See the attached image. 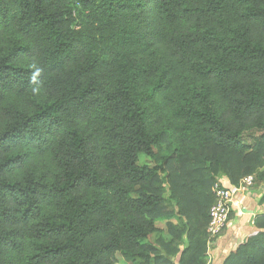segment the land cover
Here are the masks:
<instances>
[{"label":"trees","instance_id":"1","mask_svg":"<svg viewBox=\"0 0 264 264\" xmlns=\"http://www.w3.org/2000/svg\"><path fill=\"white\" fill-rule=\"evenodd\" d=\"M146 48L149 70L132 60ZM155 69L167 78L145 87ZM245 135L264 145V0H0V264H148L174 215L160 173L178 213L160 245L186 235L181 264L198 261L208 169L257 177L237 178ZM253 222L223 264H264Z\"/></svg>","mask_w":264,"mask_h":264},{"label":"crops","instance_id":"2","mask_svg":"<svg viewBox=\"0 0 264 264\" xmlns=\"http://www.w3.org/2000/svg\"><path fill=\"white\" fill-rule=\"evenodd\" d=\"M254 189L255 187L252 189V191H254ZM258 194L260 193L255 191L254 193L250 194L249 199L244 201L246 211L238 212L236 210L232 212L234 217L232 216L233 219H230V227L224 229L220 236L213 240L210 245L206 243V246L203 250V255L198 258V261L194 262L192 259V264H223L225 258L231 251L235 250V248L240 243L245 242L249 236L255 234L258 231L253 222L254 217L257 212L264 208L262 204H259L260 196ZM167 221L168 220L164 221L165 227ZM169 221L175 225L178 224L177 217H173ZM155 225L158 228V231L156 232L158 234L156 235V233H154L148 238V241L155 250L152 251L151 260L148 264H181L182 252H185V255L187 256L186 251L188 242L186 235H183L181 240H174L172 243L173 248H175V252L167 251L160 245L159 239L161 238L163 240H170L172 239V236L166 231V229L163 231L157 226V224ZM154 237H156V239L153 241ZM117 259L121 264H130L129 262L125 261L123 256L120 254H117ZM194 259L196 260L195 257ZM190 261L191 260L188 258L184 263Z\"/></svg>","mask_w":264,"mask_h":264},{"label":"rangeland","instance_id":"3","mask_svg":"<svg viewBox=\"0 0 264 264\" xmlns=\"http://www.w3.org/2000/svg\"><path fill=\"white\" fill-rule=\"evenodd\" d=\"M132 60L137 66H139L141 68H145L147 70H149L151 68H154L155 65H156V62H155L156 60L154 59V56H153L152 51H151V48H146L143 51L135 52L132 55ZM166 78H167V75L163 74V71L161 69H155L154 72L152 73L151 77L148 80L144 81V86L145 87L152 86L156 82H159L160 80L166 79ZM158 98H159V94L157 95L156 99H158ZM255 135L257 136L258 133L255 134ZM243 140L246 141L247 143L252 144L253 146L251 148L252 150H250V153H247L246 155H243V157H241L240 164L239 165H235V171H236V173L238 172V174H237L238 177L237 178H239L242 175H245V174H243L244 173L243 167H245V166L249 167L250 165H254V164L257 165L256 169L254 171V172H257V177H256V180H255V183H254V186H253V188L255 187V189L251 193H254L255 191H257V193H260L258 195L260 196L259 200H261V198H263V195H264V177L259 175V172L261 170L264 171V155H263V150H264L263 146L264 145L263 146L260 145L259 148H254L256 144L249 137V135L243 136ZM175 146L176 145L173 144V143L172 144H168V143L167 144H163L162 148H161V153L168 154V153H170V151ZM259 156H260V158H259ZM157 162L159 163L160 160L152 159V158H149L147 156L141 155L140 158H139V162L138 163L139 164H153V163H157ZM183 162L185 164V169L183 168V164H182ZM178 165L181 166L182 178L187 182V159L183 158L181 160V163H178ZM208 171H209L208 173H210V176L212 177V180L214 179L213 182L216 180V178H218L220 176H224L223 174H217L218 170L216 168H214V167L209 168ZM197 172L198 171H193L192 175L193 176H197ZM152 182H153V183H151V186L153 187L152 190L155 193H158V194L162 195L163 198H164V201H165V204H166V207H165L166 212H170L171 215L174 214V215H172L170 217H166V218H162V219L156 220L155 224H157V226L161 230L165 231L166 227H165V224H164L165 222L164 221L166 219L167 220H171L173 217H177L176 214H178L177 212H175L176 211V207H174L175 206V202H176L175 201L176 200V196L170 192L169 186H170V182L171 181H170V178L168 179V176H167L166 173H160L155 178V180H153ZM258 187H259V189H258ZM253 195H256V194H253ZM259 204H262L264 206V203L260 202ZM260 214H264V213H261L259 211V212L256 213L255 216L260 215ZM232 216L233 215L231 214L226 228L230 227V225H231L230 221L234 217V216L233 217ZM204 227H205V225L200 229V231H201V234H203V239H204V244H205L204 246H206L208 237H207V234H205ZM157 234L158 233H156V235ZM150 239H152V238H150ZM155 239H156V237H154L153 241ZM118 264H121L119 260H118Z\"/></svg>","mask_w":264,"mask_h":264},{"label":"built area","instance_id":"4","mask_svg":"<svg viewBox=\"0 0 264 264\" xmlns=\"http://www.w3.org/2000/svg\"><path fill=\"white\" fill-rule=\"evenodd\" d=\"M255 180V174H249L242 177L236 185L232 184L226 176H220L213 182L210 189L213 202L208 211L206 225L208 245L226 228L231 212L246 211L244 201L249 199ZM260 212L264 213V208Z\"/></svg>","mask_w":264,"mask_h":264}]
</instances>
